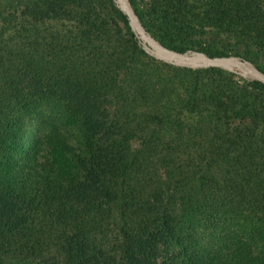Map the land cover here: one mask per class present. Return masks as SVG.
Returning a JSON list of instances; mask_svg holds the SVG:
<instances>
[{
  "label": "trees",
  "instance_id": "16d2710c",
  "mask_svg": "<svg viewBox=\"0 0 264 264\" xmlns=\"http://www.w3.org/2000/svg\"><path fill=\"white\" fill-rule=\"evenodd\" d=\"M129 1L264 72V0ZM0 264H264V85L113 0L1 8Z\"/></svg>",
  "mask_w": 264,
  "mask_h": 264
},
{
  "label": "water",
  "instance_id": "95a60500",
  "mask_svg": "<svg viewBox=\"0 0 264 264\" xmlns=\"http://www.w3.org/2000/svg\"><path fill=\"white\" fill-rule=\"evenodd\" d=\"M113 1L126 16L137 40L154 57L164 62L190 68L220 67L225 70L237 72L238 74L241 71L247 75H243V77L249 80L259 81L264 85V72L248 60L232 55L210 56L201 52H179L162 46L145 31L129 0Z\"/></svg>",
  "mask_w": 264,
  "mask_h": 264
},
{
  "label": "rangeland",
  "instance_id": "374dc122",
  "mask_svg": "<svg viewBox=\"0 0 264 264\" xmlns=\"http://www.w3.org/2000/svg\"><path fill=\"white\" fill-rule=\"evenodd\" d=\"M27 0H0V9L5 6H12L15 5L17 2H26ZM117 6V5H116ZM149 53V52H148ZM150 54V53H149ZM242 76H247L245 73L241 72L239 73Z\"/></svg>",
  "mask_w": 264,
  "mask_h": 264
}]
</instances>
